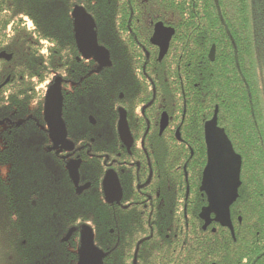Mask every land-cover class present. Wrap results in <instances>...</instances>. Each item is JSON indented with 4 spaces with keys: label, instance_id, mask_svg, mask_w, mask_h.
I'll return each mask as SVG.
<instances>
[{
    "label": "trees",
    "instance_id": "trees-1",
    "mask_svg": "<svg viewBox=\"0 0 264 264\" xmlns=\"http://www.w3.org/2000/svg\"><path fill=\"white\" fill-rule=\"evenodd\" d=\"M76 5L93 18L100 44L110 51L112 65L102 73L86 72L96 68L93 60H77L71 25ZM153 23L174 32L160 59L145 55ZM1 51L11 54V60L0 59V122L6 126L0 148V264H73L75 235L68 243L61 241L70 229L84 224L102 236L99 211L87 204L86 193L75 194L63 164L45 149L43 105L53 81L62 80L63 115L71 106L68 86L77 90L76 130L68 119L67 127L78 148L89 141L74 133L91 132L85 116L102 115L103 100L123 106L143 103L133 94L117 98L129 79L125 67L132 63L152 69L156 101L165 103L167 87H181L186 53L196 60L190 78L202 87L207 117L214 110L211 103L216 104V120L235 157L234 179L240 184L239 221L230 218L233 234L218 233L227 229L220 226L211 239L199 241L200 235L193 234L188 243L264 246V0H0ZM171 68L176 75H168ZM180 95L179 88L174 109H164L169 115L178 109V121ZM142 143L172 151L174 167L182 166L189 148L194 154L187 161L189 177L191 169L205 164L203 141L178 142L164 135ZM116 147L117 140L110 148ZM84 150L86 146L81 183L89 168ZM179 171L174 169V179L182 182ZM186 222L189 229H200L198 220Z\"/></svg>",
    "mask_w": 264,
    "mask_h": 264
},
{
    "label": "flooded vegetation",
    "instance_id": "flooded-vegetation-1",
    "mask_svg": "<svg viewBox=\"0 0 264 264\" xmlns=\"http://www.w3.org/2000/svg\"><path fill=\"white\" fill-rule=\"evenodd\" d=\"M75 7L80 6L73 7L71 18ZM83 10L85 11V9ZM150 24L152 25V23ZM71 25L77 60H85L86 63L93 60V65L96 67L86 72L88 74L102 73L109 69L112 65L111 54L106 47L100 44L96 24L97 43L109 53L111 63L109 67H100L92 57L88 54L84 55L78 50L73 32V19ZM125 33L126 31H124ZM173 33L171 27L153 23L150 44L147 47L148 52H145L146 58L153 56L160 59L167 52ZM8 37L10 38V34ZM210 50L208 56L213 59L214 52L210 57ZM0 53L7 54L5 51ZM7 55L11 56V54ZM192 56L189 53L185 54L183 62L185 69L181 87L173 85L167 87L169 100L165 103L168 105L156 101V89L149 77L153 74L152 69H139L132 63L125 67L123 74L129 79L123 83L124 91L119 92L117 98L121 100L123 95L133 94L140 97L143 103L139 107L135 104L123 106L115 100H103V106L110 108L102 107V115L99 113L97 115L85 114V120L91 127V132L88 134L75 132L74 136L76 139L89 141V145L94 144L93 148L88 144L76 148L71 139L67 119L71 123V130H76L79 113L78 108L73 105L79 99H76L78 95L74 86H68L69 90L66 93L71 106L66 105L64 115L68 109L67 117L64 116V98L61 87V118L66 128L67 141L72 143L73 150L65 151L58 147L55 151H49L52 143L47 127L49 145L45 149L57 157V160L63 164L66 173L68 163H79L77 187H86V189L77 194V188L70 182L75 194L86 193L87 204L92 210L99 211L97 219L102 220L103 229L101 236L84 224L72 228L73 232L66 242L68 243L73 234L75 235L72 239L73 247H70L75 255L73 264L79 262L82 226L91 230L93 244L103 255L102 264H264V246L194 245L188 243L193 234L200 235L199 241L211 239L213 237L211 234L216 233L220 226L227 229H220L217 231L218 233L227 230L231 234L228 223L232 225L230 218L239 221L237 201L240 197V184H236L234 179L236 160L226 142V135L218 126L216 104L211 103L214 110L207 117L208 111L204 94L200 92L202 87H199V84L190 78L193 73V62L196 61L190 59ZM176 72L171 68L168 75H176ZM179 88L182 111L179 112L181 118L178 121V109L174 110L172 115H169L164 109L166 107L174 109L175 99L178 98L176 90ZM196 98H200V100H196ZM121 115L125 116L132 140L129 147L121 141L118 132ZM180 125H183V136H181ZM164 135H168L178 142L193 139L203 141L205 164L191 169L192 173L189 177L188 170L190 169L187 167V161L194 158V154L189 148H187L188 156L181 160L182 166L174 167L172 151L147 148L142 143L144 140H155L164 137ZM115 140L118 141V147L110 148ZM212 141L220 142L222 147L219 157L222 175L220 194L210 184V174L207 171L206 145L207 142ZM85 146L84 154L88 157L89 168L86 175L87 181L81 183V155ZM174 169L180 170L182 182L174 179ZM221 194L222 205L221 199H219ZM226 212L227 218H225ZM189 218L198 220L200 229H189L186 222ZM172 237L174 239L178 237V239L172 241ZM218 237L219 234L214 239ZM252 250H256V253L251 252ZM91 263L95 264L96 261L93 260Z\"/></svg>",
    "mask_w": 264,
    "mask_h": 264
},
{
    "label": "water",
    "instance_id": "water-1",
    "mask_svg": "<svg viewBox=\"0 0 264 264\" xmlns=\"http://www.w3.org/2000/svg\"><path fill=\"white\" fill-rule=\"evenodd\" d=\"M73 19V32L78 50L84 55L88 54L92 57L95 62L100 67H109L111 65L109 60V53L103 48L98 46L97 37L95 33V24L93 19L81 8L75 7L72 12ZM214 47L210 50V57L213 56ZM0 59L9 61L11 59L10 55L5 53H0ZM9 79L7 78L2 85H5ZM2 86H0L1 88ZM62 111V94H61V79L57 78L54 80L53 84L49 86L46 91L44 99V108H43V118L47 127V131L52 143V147L49 148V151H55L58 147H61L65 151H72L73 145L67 141L66 128L64 122L61 118ZM124 114V113H123ZM2 125V123H0ZM118 132L120 135L121 141L129 147L132 143V140L129 135L127 124L125 121V116L121 115L118 122ZM220 142H207L206 153H207V171L210 174V184L212 187L221 192V168H220V152H221ZM78 162H70L67 164L66 169L68 177L72 182L73 186L77 188V194H80L86 187L78 188L79 174H78ZM221 205L223 202L222 194ZM227 218V212L225 215ZM231 235L233 234L232 227L228 223ZM73 230H69L62 242H66L70 237ZM81 246L79 249V262L78 264H92L93 260L96 261L95 264H102L101 258L102 253L94 246L93 244V235L91 230L82 226L81 232Z\"/></svg>",
    "mask_w": 264,
    "mask_h": 264
},
{
    "label": "rangeland",
    "instance_id": "rangeland-1",
    "mask_svg": "<svg viewBox=\"0 0 264 264\" xmlns=\"http://www.w3.org/2000/svg\"><path fill=\"white\" fill-rule=\"evenodd\" d=\"M5 125H0V148L2 147V133L5 130Z\"/></svg>",
    "mask_w": 264,
    "mask_h": 264
}]
</instances>
